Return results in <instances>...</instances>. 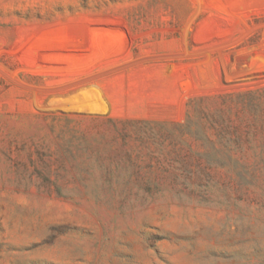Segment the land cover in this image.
<instances>
[{
    "label": "rangeland",
    "instance_id": "rangeland-1",
    "mask_svg": "<svg viewBox=\"0 0 264 264\" xmlns=\"http://www.w3.org/2000/svg\"><path fill=\"white\" fill-rule=\"evenodd\" d=\"M0 264H264V0H0Z\"/></svg>",
    "mask_w": 264,
    "mask_h": 264
}]
</instances>
